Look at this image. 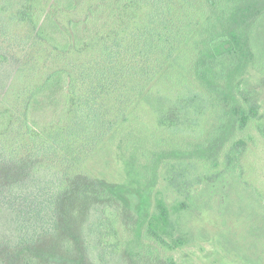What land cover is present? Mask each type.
<instances>
[{
    "label": "trees",
    "instance_id": "trees-1",
    "mask_svg": "<svg viewBox=\"0 0 264 264\" xmlns=\"http://www.w3.org/2000/svg\"><path fill=\"white\" fill-rule=\"evenodd\" d=\"M263 94L264 0H0V264H194L190 214L264 264ZM118 143L150 214L89 186Z\"/></svg>",
    "mask_w": 264,
    "mask_h": 264
},
{
    "label": "rangeland",
    "instance_id": "rangeland-1",
    "mask_svg": "<svg viewBox=\"0 0 264 264\" xmlns=\"http://www.w3.org/2000/svg\"><path fill=\"white\" fill-rule=\"evenodd\" d=\"M246 75L252 79L259 77L251 69L247 70ZM261 158H264L262 149L254 150L249 156V160L256 164ZM142 165L143 161L138 156L118 143L115 147L102 146L86 164L85 171L90 178L89 186L97 185L105 189L124 207L142 215L153 211L155 194L160 186L155 180L145 177ZM232 204H235L234 200ZM228 209L231 211L226 217V226L229 224L231 227L235 223L240 228V223L236 221L239 219L237 208L232 205ZM214 217L190 214L182 218L189 244L174 255L178 262L190 260L194 264H245L240 251L232 245L230 232L221 225L222 218L217 220ZM38 252L43 253L42 248H38ZM109 262L113 264V261Z\"/></svg>",
    "mask_w": 264,
    "mask_h": 264
}]
</instances>
